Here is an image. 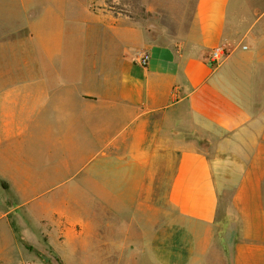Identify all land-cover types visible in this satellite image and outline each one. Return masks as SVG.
<instances>
[{
	"label": "crops",
	"instance_id": "crops-1",
	"mask_svg": "<svg viewBox=\"0 0 264 264\" xmlns=\"http://www.w3.org/2000/svg\"><path fill=\"white\" fill-rule=\"evenodd\" d=\"M107 1L0 0V264H264V0Z\"/></svg>",
	"mask_w": 264,
	"mask_h": 264
},
{
	"label": "rangeland",
	"instance_id": "rangeland-1",
	"mask_svg": "<svg viewBox=\"0 0 264 264\" xmlns=\"http://www.w3.org/2000/svg\"><path fill=\"white\" fill-rule=\"evenodd\" d=\"M107 4L108 7L114 9L115 11L129 15L133 20H136L138 23L144 25L146 30H151L154 26L162 27L166 26L168 23L173 24L172 22L161 21L159 20L158 15L147 12L142 0H108ZM49 254L50 250L48 249V255ZM49 256L52 257L51 255ZM54 260H58V262L62 264L59 259L55 258ZM27 264H40V262L33 259L32 262L28 260Z\"/></svg>",
	"mask_w": 264,
	"mask_h": 264
},
{
	"label": "built area",
	"instance_id": "built-area-1",
	"mask_svg": "<svg viewBox=\"0 0 264 264\" xmlns=\"http://www.w3.org/2000/svg\"><path fill=\"white\" fill-rule=\"evenodd\" d=\"M227 55H228V51L225 48H216L213 51L212 56L209 58L208 65L211 68H217L220 61ZM148 59L149 57L147 55L143 56V58L141 59V63L143 65H146Z\"/></svg>",
	"mask_w": 264,
	"mask_h": 264
},
{
	"label": "trees",
	"instance_id": "trees-1",
	"mask_svg": "<svg viewBox=\"0 0 264 264\" xmlns=\"http://www.w3.org/2000/svg\"><path fill=\"white\" fill-rule=\"evenodd\" d=\"M47 263L48 264H60L59 262H58V260H56V261H53V260H47Z\"/></svg>",
	"mask_w": 264,
	"mask_h": 264
}]
</instances>
